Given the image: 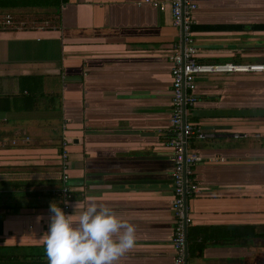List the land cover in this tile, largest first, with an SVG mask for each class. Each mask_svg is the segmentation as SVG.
Listing matches in <instances>:
<instances>
[{
  "label": "crops",
  "instance_id": "0c3cea01",
  "mask_svg": "<svg viewBox=\"0 0 264 264\" xmlns=\"http://www.w3.org/2000/svg\"><path fill=\"white\" fill-rule=\"evenodd\" d=\"M149 1L164 7L59 0L55 15L15 10L0 25V264H48L64 139L67 214L106 203L137 231L117 264H173L168 55L182 35L170 0ZM196 1L198 61L264 64V0ZM195 93L187 118L213 136L189 145L200 193L186 201L187 264H264L251 236L264 232V73L202 75Z\"/></svg>",
  "mask_w": 264,
  "mask_h": 264
},
{
  "label": "built area",
  "instance_id": "2783aa9c",
  "mask_svg": "<svg viewBox=\"0 0 264 264\" xmlns=\"http://www.w3.org/2000/svg\"><path fill=\"white\" fill-rule=\"evenodd\" d=\"M163 9L164 4L149 1ZM173 16V25L181 30L182 42L177 49L168 55L170 59L171 101H170V128L167 146L171 150L173 164L171 176L173 186V235L171 245L173 249V264H185L186 259V228L191 222L188 217L186 201L200 193L195 179V166L200 156L189 147L192 139L203 140L212 137V133L205 131L199 125L188 120L187 116L194 107L197 89V79L202 75L220 73H264V64H210L198 61V48L195 45L192 25L195 22L194 13L198 8L196 0H170ZM13 22L10 14L0 20L1 26H9ZM68 141L64 139L59 154L61 168V185L57 189L60 197V206L67 213L70 209L72 197L69 185L68 169L69 151ZM67 203V204H66Z\"/></svg>",
  "mask_w": 264,
  "mask_h": 264
},
{
  "label": "clouds",
  "instance_id": "9594fccd",
  "mask_svg": "<svg viewBox=\"0 0 264 264\" xmlns=\"http://www.w3.org/2000/svg\"><path fill=\"white\" fill-rule=\"evenodd\" d=\"M73 208L75 216L49 205L44 237L48 264H117L135 247L137 231L130 218L98 201Z\"/></svg>",
  "mask_w": 264,
  "mask_h": 264
},
{
  "label": "trees",
  "instance_id": "16d2710c",
  "mask_svg": "<svg viewBox=\"0 0 264 264\" xmlns=\"http://www.w3.org/2000/svg\"><path fill=\"white\" fill-rule=\"evenodd\" d=\"M59 0H0V12H14L15 10H22V9H46L45 12H41L43 14H56L57 13V8L59 6L58 3ZM30 12H26L30 14ZM36 13H40L39 11ZM9 14V13H8ZM248 234V233H247ZM251 236H255L258 238H263L264 239V232L257 234V233H252ZM194 248H197L198 253L201 252L202 247L200 245H197V247H194L193 245L189 246V249L194 251Z\"/></svg>",
  "mask_w": 264,
  "mask_h": 264
},
{
  "label": "water",
  "instance_id": "95a60500",
  "mask_svg": "<svg viewBox=\"0 0 264 264\" xmlns=\"http://www.w3.org/2000/svg\"><path fill=\"white\" fill-rule=\"evenodd\" d=\"M185 264H187V245H186V259H185Z\"/></svg>",
  "mask_w": 264,
  "mask_h": 264
}]
</instances>
